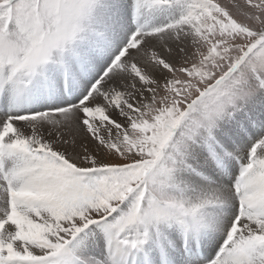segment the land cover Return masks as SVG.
<instances>
[{"label": "snow or ice", "instance_id": "1", "mask_svg": "<svg viewBox=\"0 0 264 264\" xmlns=\"http://www.w3.org/2000/svg\"><path fill=\"white\" fill-rule=\"evenodd\" d=\"M0 264H264V0H0Z\"/></svg>", "mask_w": 264, "mask_h": 264}]
</instances>
